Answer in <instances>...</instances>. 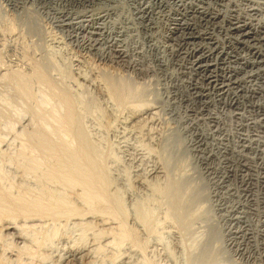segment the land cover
I'll list each match as a JSON object with an SVG mask.
<instances>
[{
    "label": "rangeland",
    "instance_id": "374dc122",
    "mask_svg": "<svg viewBox=\"0 0 264 264\" xmlns=\"http://www.w3.org/2000/svg\"><path fill=\"white\" fill-rule=\"evenodd\" d=\"M48 1L0 0V264H61L70 248L87 251L81 264H247L219 238L180 113L160 105L152 121L131 122L134 111L161 104L162 81L87 55L52 23ZM29 17L38 33L24 23ZM106 75L131 98L109 97ZM62 90L74 102L83 150L94 151L91 168L79 158L73 175L64 149L78 143L61 121ZM154 167L161 172L150 174ZM7 225L23 244L14 245ZM205 243L213 251L207 263L196 259Z\"/></svg>",
    "mask_w": 264,
    "mask_h": 264
},
{
    "label": "bare ground",
    "instance_id": "6f19581e",
    "mask_svg": "<svg viewBox=\"0 0 264 264\" xmlns=\"http://www.w3.org/2000/svg\"><path fill=\"white\" fill-rule=\"evenodd\" d=\"M23 1L12 3L20 6ZM41 2L47 5V0ZM48 2L54 3L52 23L87 55L104 65H123L140 76L150 72L158 76L161 104L134 111L131 122L139 117L152 121L160 105L173 108L177 116L180 113L185 150L196 157L207 197L222 225L216 229L219 238L236 258L264 264V0ZM29 18L24 23L38 33L34 18ZM104 77V90L114 101L120 104L131 98L122 84ZM58 93L66 108L62 124L78 143L74 150L64 149L70 163L67 172L78 171L79 158L88 171L94 151L83 150L88 142L76 120L72 98L67 91ZM149 172L161 171L154 167ZM175 201L173 196L171 203ZM4 229L14 245L24 242L16 227ZM211 235L212 241L218 239L217 233ZM209 249V244L204 245L196 259H211ZM14 253L8 251L9 256ZM85 253L82 248L65 250L61 264H81L89 257Z\"/></svg>",
    "mask_w": 264,
    "mask_h": 264
}]
</instances>
